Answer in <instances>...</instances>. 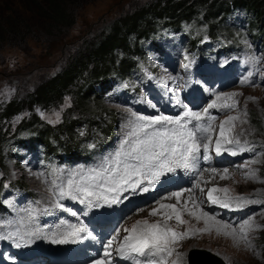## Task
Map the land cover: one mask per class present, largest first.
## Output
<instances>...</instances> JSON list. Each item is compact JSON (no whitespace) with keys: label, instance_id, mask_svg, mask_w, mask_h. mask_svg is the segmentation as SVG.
<instances>
[{"label":"rangeland","instance_id":"374dc122","mask_svg":"<svg viewBox=\"0 0 264 264\" xmlns=\"http://www.w3.org/2000/svg\"><path fill=\"white\" fill-rule=\"evenodd\" d=\"M157 1L91 0L78 9L75 24L68 31L66 29L61 32L60 26H54L50 21L46 22L47 20L42 18L37 9L34 11L32 7V9L26 11L23 6L31 7L33 6L31 3L26 4L23 0H0V14L5 13L6 16L10 15L16 19L17 16L13 13L23 10L25 15L21 21L26 26L24 32L20 30L21 36L12 38L0 45V109L5 108L13 99L19 97L27 99L35 93L43 82L61 72L63 67L69 64L81 48L102 41L116 23L124 21L129 14H138L145 6L154 4ZM260 26L264 30V18L260 20ZM231 38L236 42L244 41V39L240 38V34L235 32H233ZM259 39L258 37L257 40ZM253 42L252 39H248L246 44L248 51L243 52L242 56L230 59L223 56L217 62L216 67L223 69L224 73L229 71L232 65L237 64L232 78H228L227 76L223 77L219 71L214 75L202 74L197 77L195 69L192 70L193 66H196L197 61L183 53L184 45L178 39L173 42L167 41L164 43L166 54L161 62H158L161 68L159 77L169 79L168 88L170 94L165 95V100L156 94L143 92V95L150 98L147 99L145 111H143V104L140 99L134 102L129 97L126 100L123 98V87L120 85L116 86L114 93H109L106 97L99 98L100 104L109 112L107 115L103 114L101 131L104 132L107 127L115 128L113 134H117L123 129L125 132L127 131L128 122L125 114L128 112H135L138 115L149 117L159 114L173 117L183 111L185 107L182 104L191 109H193L195 103L200 106L203 105L204 109L207 108L216 97L205 94L204 88L206 84L211 85L216 91V96L232 93L239 94L234 97L238 102L234 109H209L210 116H215L216 119L211 121L214 128V137L212 136V149L208 153L211 163L207 169L215 168L217 169V174L213 176L210 171L209 173L208 171L206 173L203 172L202 175L204 174V177L203 181H200V186L204 188V192H200L196 187L192 190L196 196L194 198L203 202L201 203L203 211L215 214L217 219L230 223L237 229V232H239L240 224L246 219L252 220L253 226L248 231L250 244L242 240L237 242L229 236L217 235L214 230L211 233L197 234L190 239L180 241L175 246L177 252L180 253V259L177 261L175 255L169 257L168 261L171 264L173 262H176V264H189L188 260H191V258H194L192 260L194 264H200V261L204 262V264H211L208 263L210 260L214 264H264V47L261 46V49H257L253 46ZM186 56L187 59H185ZM182 62L184 64L190 63V67L185 69L183 66L182 68ZM209 62L210 60H207L201 69L205 70ZM172 77L175 79H171ZM245 77H248L249 80L252 77L251 83H240ZM170 81H174L176 85H170ZM96 94L101 95L97 92ZM250 97L254 99H250ZM228 102L231 103L232 101ZM152 104H155L156 107H151L150 105ZM71 110L72 99L70 97L64 98L62 103L55 104L49 109L33 103L32 106H24V111L14 115L6 122L3 132L6 133L8 138L17 136L19 130L27 129L25 126L35 116L51 128L58 129L64 124V120L71 119L73 121L77 119V116H74ZM56 113H59V117L55 115ZM228 116H237L239 119L233 122L234 127L230 133L227 131L228 126L225 125V135L238 139L241 145H247L251 149V151L240 152L238 156H235L236 160L234 162H222L214 149L215 140L219 137V127ZM259 118L263 121H257ZM29 131L31 130L25 131L24 135H27ZM113 138L112 136L110 139ZM229 147L237 148L235 145H229ZM16 150L17 148L14 144H11V141L4 147L2 156L0 154V178H4L5 184L19 183L22 179L27 191L41 195L40 199L42 200L51 201L53 194L50 189V183L46 180L48 165L44 164L43 161L40 162L39 159L33 158L30 154L17 159ZM224 152L226 151L221 153ZM107 156L111 155L107 154ZM101 161H97L96 166ZM252 161H255V163ZM224 168L228 169L227 175L229 178L227 179L220 178L223 175ZM61 171L66 175L61 177V183H65L76 173L65 167H62ZM251 171L255 172L254 178H248V173ZM205 181H208V183H205ZM213 187L228 188L230 190L228 195L244 196L251 200L252 203L243 208L234 209L237 212L233 215L222 216L225 208L216 210L212 204L207 202L206 192ZM214 195H223V193H214ZM173 198L165 199L163 197L141 207V210L139 209L140 211L135 212L130 220L127 219L124 222L123 231L126 232L125 229L131 228L137 220L163 222L161 214L150 215L153 209H159L160 203L175 204L182 212V219L189 221V224L180 225L173 218L168 221L173 230L184 232L189 225L194 229L205 227L203 220L197 221L183 211V206L188 202V198L187 200L184 199L185 201L182 198L179 203ZM56 201L53 207L57 213V223L59 224L62 221L73 223L76 220L75 218L88 208L86 203L82 204L77 200L67 197L60 199L61 204L77 213V216H71L69 212L57 207ZM188 203L190 208L193 207L191 202ZM6 207L9 213L3 212L0 214V225L3 226L0 228V233L7 235L9 232H20L22 229L29 230L31 227L36 233L35 241L40 244L47 257L49 256L48 252L53 249L66 248L67 244H53L46 238L52 235L56 228L53 227L43 236V232L39 227L32 226L41 211L37 203L31 201L26 207L19 210L15 208L14 203L11 201L10 206ZM23 209L24 218H20L19 214H21ZM163 211L160 210V212ZM4 254L12 256V242L9 239L0 240V255ZM192 254L194 257H192ZM54 264L59 263L55 262Z\"/></svg>","mask_w":264,"mask_h":264},{"label":"snow or ice","instance_id":"6c2138e0","mask_svg":"<svg viewBox=\"0 0 264 264\" xmlns=\"http://www.w3.org/2000/svg\"><path fill=\"white\" fill-rule=\"evenodd\" d=\"M187 59V56L185 57ZM258 62V61H257ZM187 69L189 64H185ZM251 75V73H249ZM171 79H175L172 77ZM242 84L251 83L248 77L240 81ZM237 93L217 95L207 108L201 111H193L185 107L182 114L172 117L159 114L156 116L138 115L131 112L127 131L121 140V144L116 152L111 156L104 158L96 167L88 170H81L71 176L65 183L56 186L55 195L58 197L56 206L70 213L71 216H77L75 211L66 208L60 203L62 198L77 200L89 207H101L103 205H112L120 203V196L126 191L135 192L140 188L143 192H148L161 177L167 173H172L177 168L195 171L200 174V180L196 182L195 187L204 192L200 186L203 175L200 173L199 164L201 160V150L205 155L203 160L209 159L208 153L213 145L214 128L211 121L215 116L209 115V109H234L237 101L234 99ZM250 99H254L251 98ZM228 101H232L229 103ZM219 102V103H218ZM155 108L156 105L152 104ZM43 115V113H41ZM59 117V113L55 114ZM237 116H228L219 127V137L215 140L214 149L217 154L222 151H230L226 145H235L239 152L251 151L247 145H241L240 141L225 135V125L230 133L234 127L233 122L238 120ZM204 121V123H201ZM195 122V123H193ZM191 125V127L189 126ZM231 155H237L236 150L230 151ZM255 163V161H252ZM210 171L213 176L217 174V169H205ZM228 169H223L221 179H227ZM255 172L248 173V178H254ZM55 185V181L52 182ZM208 183V181H205ZM141 185H145L141 188ZM228 188H210L207 192V201L212 205H217L226 209H240L252 203L244 196H230ZM184 192H188V202L193 207L188 206V202L183 206V211L196 219L203 220L204 228H192L190 225L184 232H177L169 225L168 221L173 218L180 225L189 224V221L182 219V212L175 204L160 203L159 209H153L150 215L159 214L163 217V222H149L148 220H137L131 228L125 229L128 235L123 237L122 243H119L115 249L116 253L123 259H131L133 264H168V258L175 255L177 261L180 259V253L176 250V245L185 239H190L197 234L211 233L213 230L217 235L232 237L237 242L248 241V231L253 226V221L246 219L239 226V232L230 223L217 219L215 214H209L201 208V201L194 198L191 188L182 191L171 192L165 199L175 198L180 202ZM214 193H223V195H214ZM160 210H164L160 212ZM170 210V211H168ZM66 225V226H65ZM3 226L0 225V228ZM63 229V230H61ZM29 239H25L18 231L9 232L7 235L0 233V240L13 239L16 247H21L32 242L31 237L36 233H28ZM118 236V233H117ZM113 236L103 247L105 251L104 261L95 260L93 264H111L110 251L117 240ZM91 237L95 239L92 232L80 224H67L65 221L57 227L56 231L46 237L53 244L78 243L82 239ZM139 257H143L141 261ZM176 264V262H173Z\"/></svg>","mask_w":264,"mask_h":264},{"label":"trees","instance_id":"16d2710c","mask_svg":"<svg viewBox=\"0 0 264 264\" xmlns=\"http://www.w3.org/2000/svg\"><path fill=\"white\" fill-rule=\"evenodd\" d=\"M23 1L33 5L23 6L26 11L32 7L34 11L37 9L46 22L60 26L62 32L66 29L68 31L75 24L78 9L91 0ZM236 8L245 9L250 14V21L260 30L259 36L264 37V30L259 27L260 20L264 18V0H158L145 6L138 14H129L124 21L116 23L102 41L81 48L61 72L43 82L34 94L27 99H13L5 108L0 109L1 156L4 147L11 141L14 145L44 144L49 151L48 155L63 151L70 157L85 161L83 145L86 138L103 135L110 139L115 136V128L107 127L104 132L101 131L103 114L109 112L99 102L101 95L96 94V85L105 86L107 78L114 74L129 76L133 58L144 52V44H158L164 35L181 32L184 26L198 33L199 41L203 35L213 42L220 41L221 35L232 37L233 32L225 27V18ZM13 14L17 16L16 19L5 13L0 14L3 15L0 17V45L21 36V32L26 30L21 21L24 19V11H15ZM66 97L72 99L71 111L77 116L76 120H64L61 128L53 129L35 116L25 126L27 129L19 130L17 136L14 134V137L8 138L3 132L4 124L24 111V106L35 103L49 109L62 103ZM257 121L263 120L259 118ZM28 130L31 131L24 135ZM20 182L13 185L24 187V180ZM6 185L4 178H0V191Z\"/></svg>","mask_w":264,"mask_h":264},{"label":"bare ground","instance_id":"6f19581e","mask_svg":"<svg viewBox=\"0 0 264 264\" xmlns=\"http://www.w3.org/2000/svg\"><path fill=\"white\" fill-rule=\"evenodd\" d=\"M208 104V103H207ZM197 106H199V105H197ZM198 108V111H202V107H197ZM195 123V122H194ZM190 127H191V125H189ZM213 137H214V135H213ZM203 173V172H202ZM205 173H206V171H205ZM208 173H209V171H208ZM211 173V172H210ZM204 175V174H203ZM220 175V174H219ZM204 177V176H203ZM210 178V177H209ZM212 180H214V179H212ZM203 181V180H202ZM201 184V183H200ZM195 188V187H194ZM207 193V192H206ZM188 194L189 193H187V192H184V195L181 197V199L183 198V201H185L184 199H186L187 200V198H188ZM167 196H169V195H167ZM195 196V195H194ZM166 197V196H165ZM196 197V196H195ZM174 199V198H173ZM180 199V200H181ZM208 202V201H207ZM169 204V203H168ZM189 204V203H188ZM143 209V208H142ZM141 210V209H140ZM139 210V211H140ZM245 210V209H244ZM212 211V210H211ZM138 212V211H137ZM237 212V211H236ZM134 214H132L129 218H128V220H130L131 219V217L133 216ZM193 255V254H192ZM191 255V256H192ZM192 257H194V255L192 256ZM193 260H194V258H193ZM211 261V260H210ZM208 262V263H211V264H214V263H212V262ZM194 262V261H193ZM194 264V263H193Z\"/></svg>","mask_w":264,"mask_h":264}]
</instances>
